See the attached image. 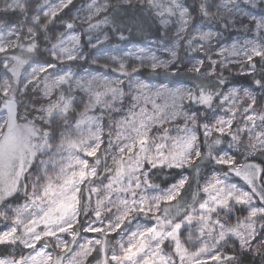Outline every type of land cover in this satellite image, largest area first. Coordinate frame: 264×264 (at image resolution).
<instances>
[{
    "label": "snow or ice",
    "instance_id": "snow-or-ice-1",
    "mask_svg": "<svg viewBox=\"0 0 264 264\" xmlns=\"http://www.w3.org/2000/svg\"><path fill=\"white\" fill-rule=\"evenodd\" d=\"M0 264H264V0H0Z\"/></svg>",
    "mask_w": 264,
    "mask_h": 264
}]
</instances>
